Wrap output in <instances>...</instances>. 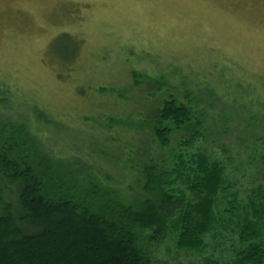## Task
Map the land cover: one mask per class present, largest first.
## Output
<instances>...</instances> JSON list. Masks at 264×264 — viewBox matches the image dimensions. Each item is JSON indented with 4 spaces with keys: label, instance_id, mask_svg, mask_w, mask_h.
<instances>
[{
    "label": "rangeland",
    "instance_id": "rangeland-1",
    "mask_svg": "<svg viewBox=\"0 0 264 264\" xmlns=\"http://www.w3.org/2000/svg\"><path fill=\"white\" fill-rule=\"evenodd\" d=\"M132 71L162 90L134 86ZM167 93L204 113L203 137L188 151L223 162L244 198L264 171V0H0V120L25 124L51 152L171 164L177 136L161 149L145 123ZM175 239L145 246L152 264L229 257L209 237L201 253Z\"/></svg>",
    "mask_w": 264,
    "mask_h": 264
},
{
    "label": "trees",
    "instance_id": "trees-1",
    "mask_svg": "<svg viewBox=\"0 0 264 264\" xmlns=\"http://www.w3.org/2000/svg\"><path fill=\"white\" fill-rule=\"evenodd\" d=\"M131 78L162 90L147 75ZM186 101L167 93L145 120L157 147L177 136L171 164L151 155L113 164L101 150L93 164L51 152L23 123L0 120V264H152L145 246L171 233L179 250L201 253L208 237L225 246L229 257L205 264H264V171L244 198L236 196L223 162L188 151L203 137L204 113ZM226 231L236 239L226 242Z\"/></svg>",
    "mask_w": 264,
    "mask_h": 264
}]
</instances>
